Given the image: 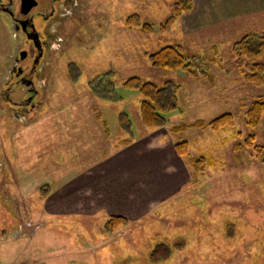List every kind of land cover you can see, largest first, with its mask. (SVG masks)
Masks as SVG:
<instances>
[{
	"label": "rangeland",
	"instance_id": "374dc122",
	"mask_svg": "<svg viewBox=\"0 0 264 264\" xmlns=\"http://www.w3.org/2000/svg\"><path fill=\"white\" fill-rule=\"evenodd\" d=\"M77 1L73 14L54 28L58 39L42 68L41 103L36 116L28 120L7 112L3 100L22 38L11 19L0 12V190L4 194L0 193V264H264V162L251 149L236 152L227 145L215 153L203 139L204 150L198 151L215 153L212 156L219 160L206 175L193 177L179 194L144 216L127 217L128 224L113 231L106 228L110 217L106 212L61 215L43 208L44 189L55 190L60 180L107 160L155 130H145L140 121V92L124 85L133 76L179 84L180 110L175 118L169 116V125L231 112L242 139L254 133L264 145V116L251 127L243 110L253 100L252 93L264 98V86L243 79L232 52L243 21L184 37L178 28L181 17L168 30L159 29L172 13L167 0ZM131 14L151 21L155 29L148 33L127 27ZM253 19L244 21L264 25V14ZM167 44H181L187 54L209 58L207 72L195 78L182 70L154 67L149 54ZM105 72L109 75L98 77ZM101 78L102 90L109 87V79L113 81L111 99L89 87L92 79L99 87ZM205 82L217 84L215 95L203 86ZM224 90L229 101L215 111L200 109L192 100L219 99ZM121 110L134 126L135 139L127 145L119 142L126 136L118 124ZM194 130L172 134L189 139ZM19 219L28 231L14 233L13 224ZM164 251L167 255L162 257Z\"/></svg>",
	"mask_w": 264,
	"mask_h": 264
},
{
	"label": "crops",
	"instance_id": "0c3cea01",
	"mask_svg": "<svg viewBox=\"0 0 264 264\" xmlns=\"http://www.w3.org/2000/svg\"><path fill=\"white\" fill-rule=\"evenodd\" d=\"M262 14L264 0H194L193 9L178 20V28L185 37L213 27L243 21L245 24L239 25L236 33L240 37L250 31L264 30V25L252 26L253 24H246L244 21H254L253 17ZM205 83L203 86L209 87L210 94L215 95L212 90L217 84ZM240 86L243 87V84ZM225 92L226 90L221 92L219 99L211 96L210 99L197 97L192 100L200 109L215 111L216 107L229 101ZM251 95L253 99L255 93ZM207 105L210 107L206 108ZM177 113L175 111L172 117L175 118ZM170 126L168 125L169 128ZM166 128L155 129L132 145L115 151L107 160L95 162L89 169L83 168L80 172H74L75 175L60 180L59 187L51 189L48 197L44 198L43 208L52 214L95 216L106 212L108 216L122 215L131 220L146 215L154 207L176 196L183 187L190 184L194 169L176 150V142L181 136L175 137L172 133H179L170 132ZM189 129H195L193 134L187 136L191 150L196 155L206 153L198 151L199 148L204 150L203 145H200L203 139L215 153L227 148L224 147L227 145H232L233 148L236 140L232 129ZM215 133H219L218 136H214ZM204 135L206 137L203 138ZM215 153L212 154L216 155ZM234 157L237 158V154Z\"/></svg>",
	"mask_w": 264,
	"mask_h": 264
},
{
	"label": "trees",
	"instance_id": "16d2710c",
	"mask_svg": "<svg viewBox=\"0 0 264 264\" xmlns=\"http://www.w3.org/2000/svg\"><path fill=\"white\" fill-rule=\"evenodd\" d=\"M171 3L172 13L165 22H161L159 29L168 30L178 18L183 14L190 12L194 7V0H167ZM127 27L139 28L143 32H152L155 29L154 23L143 20L139 14H131L126 19ZM232 52L235 64L245 81L251 82L256 86H264V30H255L244 33L232 44ZM149 59L154 67L170 70H182L190 76L198 78L206 73V66L209 58L201 54L189 55L185 52L181 44H167L149 54ZM109 72L100 74L98 77L105 78ZM103 78L100 79L99 87L94 86V79L88 81L89 87L98 95L104 93L107 99H111L113 93V81L109 79V87L104 90L100 88L103 84ZM111 85V86H110ZM126 88L137 89L142 99L140 100V121L145 130L158 129L169 125V116L175 111L180 110L178 102L179 84L173 80H165L162 83L143 80L139 76H133L124 83ZM243 107V104H242ZM245 122L251 126H258L264 116V98L256 96L247 105H244ZM118 124L126 136L121 138L120 145H127L134 141L133 121L126 111L121 110L118 115ZM171 125V124H170ZM235 116L231 112H224L210 120L197 119L192 123L180 122L172 124L170 130L175 133L183 132L189 128L211 129L221 131L222 129H232L235 131L236 140L233 144V150L238 152L244 149H251L255 158L264 162V145L257 142L254 133H250L242 139L243 133L235 129ZM108 131V128H106ZM109 134V133H107ZM129 135V136H128ZM176 150L184 156L194 169V178L199 175H206V172L215 161L213 156L207 153L194 154L191 150L188 138L181 137L176 142ZM238 155V154H237ZM47 189L43 190V198L48 197ZM129 220L122 215H112L106 221L108 230H116L126 226ZM168 250V249H167ZM167 251H164L162 257H165Z\"/></svg>",
	"mask_w": 264,
	"mask_h": 264
},
{
	"label": "flooded vegetation",
	"instance_id": "af4514ba",
	"mask_svg": "<svg viewBox=\"0 0 264 264\" xmlns=\"http://www.w3.org/2000/svg\"><path fill=\"white\" fill-rule=\"evenodd\" d=\"M34 1L36 4L24 13L22 0H0V12L11 19L22 38V46L14 58L2 96L7 105V112L12 111L15 117H23L27 120L36 116L34 112L41 103L40 97L43 92L40 89L43 87L39 81L47 53L57 43L56 26L62 25L64 18L70 13L73 14L78 5L77 0ZM12 90L19 91L20 94L14 97ZM0 193L4 195L2 190ZM1 202L4 203L3 199ZM13 227H17L14 233L29 230V226L20 219L13 224Z\"/></svg>",
	"mask_w": 264,
	"mask_h": 264
},
{
	"label": "water",
	"instance_id": "95a60500",
	"mask_svg": "<svg viewBox=\"0 0 264 264\" xmlns=\"http://www.w3.org/2000/svg\"><path fill=\"white\" fill-rule=\"evenodd\" d=\"M35 4L36 2L34 0H22L24 13H27Z\"/></svg>",
	"mask_w": 264,
	"mask_h": 264
}]
</instances>
